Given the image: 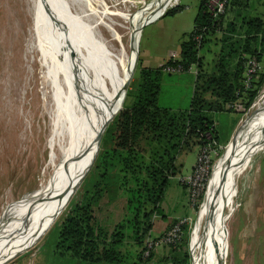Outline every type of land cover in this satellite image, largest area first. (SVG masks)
<instances>
[{
  "label": "rangeland",
  "instance_id": "1",
  "mask_svg": "<svg viewBox=\"0 0 264 264\" xmlns=\"http://www.w3.org/2000/svg\"><path fill=\"white\" fill-rule=\"evenodd\" d=\"M82 1L67 0L65 4L60 0L57 6L53 0H41V3L35 4L34 0H0V222L35 194L46 162L51 169V163L55 159L60 158L58 162L65 160L59 144L62 131L68 125L69 112L73 110V101L69 100L79 97L76 76H92L87 79L88 82L85 80V87L93 86L96 93H99L97 56H102L104 60L113 56L111 52L99 50L100 44L104 45L101 46L103 49L111 50V46L116 48L121 42L126 51L132 20L139 11L155 0H87L85 3L88 11H85L87 16L84 19L88 23L94 22V26L87 30L72 25V22L81 20L83 16L77 11L78 2ZM176 1L166 6L157 15L158 18L156 16V19L141 28L137 43V65L125 93L126 105L133 102V90L140 68L158 67L169 55V51L178 57L180 43L193 28L201 0H179L178 5L182 8L175 10L178 5L172 4ZM253 2L254 15L261 17L264 22V0ZM51 4L55 8L52 9ZM35 5L36 13L33 12ZM149 11L150 9L144 10L145 18ZM224 18L228 21L231 16L225 15ZM225 37L229 35L217 33L208 42V46L200 50L204 72L210 74L214 64L225 58L233 42L239 39L233 37L228 40ZM254 45L253 41L252 46ZM257 48L261 52V59L259 73L252 88L257 89L255 97L246 106L249 98L245 97V92L243 98L236 97L239 99L237 110L227 109L226 102L223 105L224 111L205 112L214 120L219 139H214L207 132L205 136L209 144H192L177 156L179 170L170 179L160 203L166 220L188 218L185 238L180 246L182 251L188 253L189 264L192 263L191 231L214 165L232 145L246 118L253 111V103L264 91V43ZM65 55L67 57L64 58ZM73 62L78 65L73 64L77 68L76 72L84 70L83 73L78 71L74 75L71 65ZM224 63L228 65V60L225 59ZM197 71L192 67L190 71L163 73L158 106L174 110L188 108ZM206 97L210 99L209 95ZM113 120L114 117L107 126L112 127ZM111 132L112 128L109 132L103 131L100 151L112 145ZM144 147L142 144L136 151L145 156ZM201 150H205L206 160L202 176L197 182L200 183L201 190L194 205H191L192 188L184 181L191 176ZM81 183L71 196V201L81 198ZM135 184L129 171L115 168L109 174L93 212L99 225L108 234H113L118 226H122L120 248L123 251L136 252L146 238L141 233L142 226L138 227L141 217L135 219L137 212L140 215L143 212L138 211L142 206H137L136 198L133 197L132 189ZM69 201L40 239L4 264H88L60 255L56 250V231L52 227L64 217ZM232 201L233 210L222 224L224 254L218 264H264V211L259 216L257 213L258 208L264 207V141L240 173ZM228 206L229 202H226L224 213ZM152 221L149 233L152 236L163 233L173 223L164 224L165 220L159 216H153ZM172 248L161 246L153 253H171Z\"/></svg>",
  "mask_w": 264,
  "mask_h": 264
},
{
  "label": "trees",
  "instance_id": "2",
  "mask_svg": "<svg viewBox=\"0 0 264 264\" xmlns=\"http://www.w3.org/2000/svg\"><path fill=\"white\" fill-rule=\"evenodd\" d=\"M205 2L201 0L193 28L180 43L179 58H171L156 68H140L133 90V102L126 105L124 98L121 109L114 116L112 127L107 126L104 130L109 132L112 128V145L100 151L99 142L97 155L81 183V198L78 201L70 200L64 217L52 227L56 231V250L60 255L88 264H149L154 253L148 260H143L142 247L135 256L122 252V226H118L113 234H108L94 216V207L99 202L109 174L120 167V170L129 171L133 175L136 183L132 189L133 197L136 198L137 206H142L138 211H143L141 215L137 212L135 219L141 217L138 227L142 226L143 238L147 237L152 228V217L165 219L160 203L170 179L179 170L177 156L192 144H209L205 136L207 132L214 139H219L214 120L205 112L224 111L223 105L226 102L238 96L243 98L245 92V97L249 98L246 106L255 97L257 89L252 88L256 77L248 89L243 84L246 61L254 57L259 62L261 52H258L257 46L261 47L264 43V22L261 17L254 15L253 0H228L225 12L217 17L208 12ZM225 15H230L231 19L225 21ZM219 32L229 35L225 37L228 40L233 37L239 39L233 42L231 52L214 64L209 74L203 71L200 50L208 46L211 38ZM195 36H200L199 41ZM225 59L228 65L224 63ZM164 64L179 65L182 71H190L191 67L198 70L188 108L174 110L158 106ZM128 93L127 90V96ZM142 144L145 145V156L136 151ZM183 231L181 242L170 246L173 247L170 257L172 264H189L188 253L182 251L180 246L185 238L186 225Z\"/></svg>",
  "mask_w": 264,
  "mask_h": 264
},
{
  "label": "bare ground",
  "instance_id": "3",
  "mask_svg": "<svg viewBox=\"0 0 264 264\" xmlns=\"http://www.w3.org/2000/svg\"><path fill=\"white\" fill-rule=\"evenodd\" d=\"M53 1L59 5L60 0ZM65 1L67 0H63L64 3ZM86 1L78 2L77 11L83 14L81 20L72 22L74 27L81 30L94 26V22L88 23L84 19L87 16L85 11H88ZM172 1L175 0H155L148 4L144 8L145 11L150 9L146 18L143 9L138 12L129 28L126 51L121 42L116 48L111 46V50L103 49L101 46L104 45L100 44L99 50L111 52L113 56L105 60L102 56H97L99 93H96L93 86L85 87V80L88 82L87 79L92 76H76L78 71L83 73L84 70L76 72L77 68L73 64H77L71 63L79 87V97L69 100L73 101V110L69 112L68 125L62 131L59 144L65 160L58 162L61 159H55L51 163V169L46 162L35 194L0 222V264L8 262L40 239L80 185L97 155L100 138L106 128H103L104 124H108L122 107L121 100L129 86L128 78L135 64L141 28ZM36 2L41 3V0H34V4ZM51 7L55 8L53 4ZM36 9L35 5L34 13ZM252 106L253 111L246 118L232 145L214 165L208 179L203 203L190 235L191 264H218L221 255L223 258L222 224L233 210L232 196L237 180L264 141V91ZM75 109L78 111H74ZM226 202H229V206L224 213Z\"/></svg>",
  "mask_w": 264,
  "mask_h": 264
},
{
  "label": "built area",
  "instance_id": "4",
  "mask_svg": "<svg viewBox=\"0 0 264 264\" xmlns=\"http://www.w3.org/2000/svg\"><path fill=\"white\" fill-rule=\"evenodd\" d=\"M228 0H206L205 6L208 12L213 16L217 17L220 14H223L225 12L226 6H227ZM179 0L176 1V3L172 5H178ZM196 40L199 41L200 36H195ZM259 62L254 58L250 57L244 66V80L243 84L245 89H248L251 86V81L255 79L257 76L260 66ZM192 68V67H191ZM162 70L164 73H175V72H181L182 68L179 65L176 66H170L167 64H164L162 67ZM238 101V102H237ZM239 106V99H236L231 102H227L226 108L231 110H237V107ZM205 150H201L200 154L198 156L196 165L194 167V170L184 182L189 184L191 189L190 194V201L191 205H194V200L199 194V191L201 190L200 183H197L202 176V170L205 160ZM203 188V187H202ZM188 218H181L176 220L174 223L171 224V226L165 230L163 233H160L158 235H148L143 243L142 251H141V257L143 260H148L151 256V254L161 246H176L178 245L182 238H183V227L187 224ZM144 264V263H141Z\"/></svg>",
  "mask_w": 264,
  "mask_h": 264
},
{
  "label": "crops",
  "instance_id": "5",
  "mask_svg": "<svg viewBox=\"0 0 264 264\" xmlns=\"http://www.w3.org/2000/svg\"><path fill=\"white\" fill-rule=\"evenodd\" d=\"M179 6V5H178ZM182 7H180V9H181ZM179 9V10H180ZM159 16H157L156 18H158ZM156 18H154V19H156ZM154 19H152L151 21H153ZM149 23V22H148ZM147 24V23H146ZM145 25V24H144ZM143 25V26H144ZM191 32V31H190ZM179 53V52H178ZM169 55L168 56H166V58L163 60V61H161L160 63H159V66L160 65H162L164 62H166L167 60H169V59H178L179 58V56L178 57H176V55L175 54H172V51H169V53H168ZM147 68H152V67H148V66H146ZM156 68V67H155ZM259 177V176H258ZM182 184V183H181ZM252 186V185H251ZM249 189V188H248ZM163 201V200H162ZM247 206V205H246ZM259 206H261V204L259 205ZM161 208H162V206H161ZM246 208V207H245ZM264 207H262L261 206V208H258V212L257 213H259L258 214V216L259 215H261L262 213H263V211H264V209H263ZM165 215V214H164ZM165 218H166V216H165ZM177 219V218H176ZM176 219H172V220H166V219H163V220H165V222H164V224L166 223H168V222H174ZM259 220V219H258ZM257 226H258V224H257ZM123 248H120V250L122 251V252H129V254L131 253L133 256H135V254H136V252L137 251H139V250H137L136 252H133V251H130V250H127V251H123L122 250ZM171 253H169V252H166L165 254H163L162 252H159V251H156L155 253H154V255H153V257H152V259H151V261H150V263L149 264H172L171 263Z\"/></svg>",
  "mask_w": 264,
  "mask_h": 264
},
{
  "label": "water",
  "instance_id": "6",
  "mask_svg": "<svg viewBox=\"0 0 264 264\" xmlns=\"http://www.w3.org/2000/svg\"><path fill=\"white\" fill-rule=\"evenodd\" d=\"M137 58H138V54H137V51H136L135 64H134L133 70L131 71V74L129 75V78H128L129 82H130V80H131V78H132V76H133V73H134V71H135V68H136V65H137ZM124 98H125V96H124ZM123 101H124V99L121 100L122 103H123ZM105 126H107L106 123L104 124L103 128H104Z\"/></svg>",
  "mask_w": 264,
  "mask_h": 264
}]
</instances>
